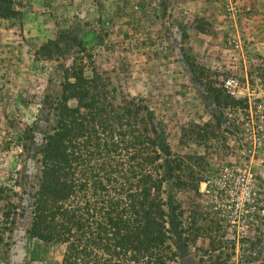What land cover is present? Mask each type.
I'll return each instance as SVG.
<instances>
[{"label": "rangeland", "instance_id": "obj_1", "mask_svg": "<svg viewBox=\"0 0 264 264\" xmlns=\"http://www.w3.org/2000/svg\"><path fill=\"white\" fill-rule=\"evenodd\" d=\"M14 2L17 18L0 19V224L2 195L16 192L19 209L0 235V264H61L62 246L29 234L37 164L29 162L23 181L25 157L13 141L37 121L40 100L79 43L117 92L145 99L174 153L209 164L198 201L212 238L174 239L169 264H264V0ZM60 31L69 36L64 55H48ZM43 132L40 124L36 145ZM165 192L190 200L170 183Z\"/></svg>", "mask_w": 264, "mask_h": 264}, {"label": "trees", "instance_id": "obj_2", "mask_svg": "<svg viewBox=\"0 0 264 264\" xmlns=\"http://www.w3.org/2000/svg\"><path fill=\"white\" fill-rule=\"evenodd\" d=\"M17 16L14 0H0V19ZM68 39L60 31L44 49L63 56ZM79 45L40 100L37 121L13 141L25 157L23 181L29 162L37 164L36 182L28 185L29 234L62 246L61 264H169L176 258L174 239L212 238V218L198 201L209 164L198 154L174 153L162 119L145 99L117 92ZM213 101L220 105L217 96ZM167 183L189 202L167 199ZM7 193L0 235L10 232L19 209L12 199L17 193ZM26 195L23 185L19 198Z\"/></svg>", "mask_w": 264, "mask_h": 264}, {"label": "built area", "instance_id": "obj_3", "mask_svg": "<svg viewBox=\"0 0 264 264\" xmlns=\"http://www.w3.org/2000/svg\"><path fill=\"white\" fill-rule=\"evenodd\" d=\"M233 94V92H231Z\"/></svg>", "mask_w": 264, "mask_h": 264}]
</instances>
